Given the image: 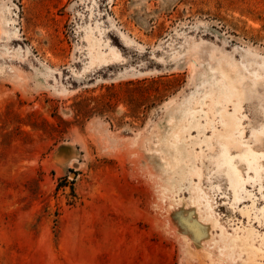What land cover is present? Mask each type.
<instances>
[{"label":"rangeland","instance_id":"1","mask_svg":"<svg viewBox=\"0 0 264 264\" xmlns=\"http://www.w3.org/2000/svg\"><path fill=\"white\" fill-rule=\"evenodd\" d=\"M0 264H264V0H0Z\"/></svg>","mask_w":264,"mask_h":264},{"label":"bare ground","instance_id":"2","mask_svg":"<svg viewBox=\"0 0 264 264\" xmlns=\"http://www.w3.org/2000/svg\"><path fill=\"white\" fill-rule=\"evenodd\" d=\"M222 74L225 80V94L223 95H218L216 99L211 98V104L208 107V110L210 111L211 115L214 116V110L215 112L218 113L219 115V123H220V128L216 129L215 128V134L224 141L225 144H228L232 142V137H231V132L237 127V118L235 116V110L237 108V103H238V97L239 93L238 91L234 88L233 82L229 81V77L224 73L220 72ZM223 100H228L232 103V111H228L224 107L220 106L219 109L215 107V101H219V99ZM235 99L232 101V99ZM254 157V156H253ZM252 165V164H251ZM229 181L230 184L232 185L233 188H235L236 185H238L241 182V177L234 167H229ZM219 228V239L222 240L224 243V249H232L233 245H235V241L238 239L237 236H227L224 234V229L222 226L217 225ZM251 246H247V250L251 251ZM230 251V250H229Z\"/></svg>","mask_w":264,"mask_h":264}]
</instances>
